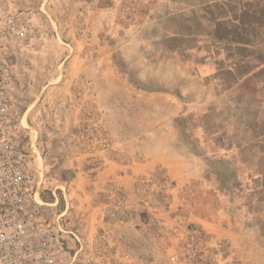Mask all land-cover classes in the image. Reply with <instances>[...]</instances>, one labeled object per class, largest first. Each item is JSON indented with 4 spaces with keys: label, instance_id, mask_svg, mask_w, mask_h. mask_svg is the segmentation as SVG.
Instances as JSON below:
<instances>
[{
    "label": "rangeland",
    "instance_id": "1",
    "mask_svg": "<svg viewBox=\"0 0 264 264\" xmlns=\"http://www.w3.org/2000/svg\"><path fill=\"white\" fill-rule=\"evenodd\" d=\"M52 1L32 0V5L38 7L41 3L50 7ZM165 1L155 0L152 5V0H104L105 8L96 17L99 29L96 33L110 47L115 76L132 91L117 93L119 100L111 98L119 101L116 107L109 105L102 110L87 105L88 120L81 127L82 139L78 144L86 146L93 140L94 148L112 155L125 153L136 162L146 155L175 157L188 175L198 179L200 184L192 189L191 199L187 196L188 202L178 204L176 209L173 194L180 197L183 193L181 188L176 193L174 182L163 173H154L141 181L138 188L141 197L138 195L136 202L142 207L137 205L131 210L127 199H115L120 221H126L130 215L134 226L147 229L153 226L169 236L185 228V241L177 247L165 244L159 251L154 250L152 261L158 264H264V156L258 151L257 140L247 142L241 132L231 138L233 129L239 127L237 124L226 120L216 122L219 111L215 104L221 101L222 93L216 87L214 76L201 83L200 61L167 57ZM6 2L13 7L15 15L27 19L19 6ZM70 2L77 0H61L63 5ZM81 14L75 19H84ZM30 31L33 35L35 30L31 27ZM32 35L30 42L27 38L18 41L12 49L9 92L13 113L22 126V142L32 145V151L39 155L50 140L46 130L55 126L53 118L61 112L63 97L56 88L71 76L64 73L66 60L58 57L62 44L47 42L46 54L42 57L38 41ZM86 82L85 77L72 76V92L78 96L79 83L84 87ZM226 109L231 111L229 106ZM100 115L107 116L108 120ZM217 134L223 138L216 140ZM190 167L193 169L189 170ZM68 187L70 196L69 183ZM203 191L209 202L202 201ZM146 207L151 211H146ZM183 208L191 213L219 211L229 217L230 230L238 232L243 241L240 239L239 247L235 248L230 238L206 233L194 223L179 221L184 216L180 212ZM150 213L157 223L148 220ZM162 214L179 223L163 225Z\"/></svg>",
    "mask_w": 264,
    "mask_h": 264
},
{
    "label": "crops",
    "instance_id": "2",
    "mask_svg": "<svg viewBox=\"0 0 264 264\" xmlns=\"http://www.w3.org/2000/svg\"><path fill=\"white\" fill-rule=\"evenodd\" d=\"M9 1L19 6L31 22L27 42L31 40L32 27L35 30L32 37L38 41L42 57L47 42L62 44L58 57L66 60L64 73L71 76L56 88L63 103L60 115L53 118L55 126L46 130L50 140L43 152L37 155L32 145L23 144L33 155L41 197L52 205L54 219L59 218L60 240L70 259L75 260L70 264H158L152 261V252L165 244H170V248L179 246L185 241V228L169 236L153 226L150 229L134 226L130 215L126 221H120L115 199H127L131 210L138 207L141 181L154 173H163L174 182L176 193L180 188L183 193L180 197L173 194L176 209L178 204L188 202L187 196L191 199L192 189L200 183L187 174L175 157L146 155L136 162L125 153L112 155L94 148L93 140L86 146L78 144L82 139L81 127L88 120L86 107L102 110L109 105L116 107L119 102L116 94L132 91L115 76L110 47L96 33L99 30L96 17L105 8L104 0H77L66 5L54 0L50 7L41 3L36 7L32 0ZM165 3L167 57L200 61L201 83L214 76L222 93L221 101L215 104L219 111L216 122L237 124L239 127L233 129L231 138L241 132L247 142L257 140L258 151L264 156V0H166ZM79 12L84 19H75ZM72 76L87 80L84 87L79 83L78 96L72 92ZM113 97L117 100L112 101ZM228 106L231 111L226 109ZM99 117L108 120L105 115ZM215 138L223 137L217 134ZM262 171L264 177V167ZM49 175L53 181L48 179ZM201 196L202 201L209 202L206 192ZM180 212L184 216L179 221L230 238L235 248L239 247L240 239L243 241L238 232L230 230L229 217L219 211L191 213L183 208ZM150 216L148 220L155 224L151 213ZM178 220L162 214L161 222L173 226ZM97 242H101L100 254L93 252L99 245Z\"/></svg>",
    "mask_w": 264,
    "mask_h": 264
},
{
    "label": "built area",
    "instance_id": "3",
    "mask_svg": "<svg viewBox=\"0 0 264 264\" xmlns=\"http://www.w3.org/2000/svg\"><path fill=\"white\" fill-rule=\"evenodd\" d=\"M28 31L29 21L0 0V264H70L75 260L64 250L52 205L41 197L34 158L12 110L8 68L15 43ZM101 250L100 242L93 252Z\"/></svg>",
    "mask_w": 264,
    "mask_h": 264
}]
</instances>
